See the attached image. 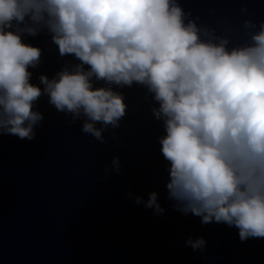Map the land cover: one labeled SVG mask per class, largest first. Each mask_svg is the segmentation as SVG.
I'll return each mask as SVG.
<instances>
[{
    "label": "clouds",
    "instance_id": "1",
    "mask_svg": "<svg viewBox=\"0 0 264 264\" xmlns=\"http://www.w3.org/2000/svg\"><path fill=\"white\" fill-rule=\"evenodd\" d=\"M242 28L247 39L234 43L197 24L179 0H0V134L34 139L44 119L34 105L46 95L69 124L82 120L81 132L104 143L127 112L113 86H143L163 122L174 207L202 224L234 226L242 242L264 238V21L245 19ZM43 30L60 57L79 63L41 74V89L29 68L42 50L22 36ZM112 164L118 174L119 158ZM145 207L164 212L155 192ZM205 243L185 241L193 251Z\"/></svg>",
    "mask_w": 264,
    "mask_h": 264
},
{
    "label": "water",
    "instance_id": "2",
    "mask_svg": "<svg viewBox=\"0 0 264 264\" xmlns=\"http://www.w3.org/2000/svg\"><path fill=\"white\" fill-rule=\"evenodd\" d=\"M179 2L197 24L234 43L247 39L245 19L264 21V0ZM22 40L42 50L39 66L29 68L30 83L41 89V74L51 79L79 63L59 56L47 30ZM113 88L124 95L127 112L119 128L102 133L104 143L81 132L82 120L69 124L46 95L34 105L44 116L34 139L0 134V264H264V238L242 242L234 226L202 224L174 207L166 188L170 165L158 140L163 122L150 111L158 104L135 83ZM151 192L162 214L145 207ZM190 237L203 238L204 249L186 246Z\"/></svg>",
    "mask_w": 264,
    "mask_h": 264
}]
</instances>
